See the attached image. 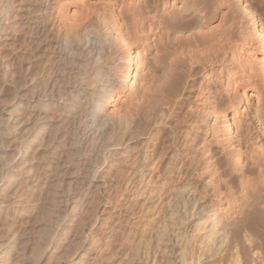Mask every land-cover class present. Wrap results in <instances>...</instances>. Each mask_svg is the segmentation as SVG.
<instances>
[{
    "label": "bare ground",
    "instance_id": "1",
    "mask_svg": "<svg viewBox=\"0 0 264 264\" xmlns=\"http://www.w3.org/2000/svg\"><path fill=\"white\" fill-rule=\"evenodd\" d=\"M207 1L0 0V264H264V142L243 150L230 132L233 168L219 173L200 124L225 97L196 84L235 53V28L264 77L251 54L264 57V0H250L256 16L219 0L214 20L199 16ZM148 50L166 51L162 97L141 108ZM252 69L226 88L260 96ZM227 193L244 198L230 231Z\"/></svg>",
    "mask_w": 264,
    "mask_h": 264
},
{
    "label": "rangeland",
    "instance_id": "2",
    "mask_svg": "<svg viewBox=\"0 0 264 264\" xmlns=\"http://www.w3.org/2000/svg\"><path fill=\"white\" fill-rule=\"evenodd\" d=\"M236 1H238V0H232L231 1L232 6L236 5V7H235L236 12H239V11L241 12L242 6H244L245 8H247L249 6V8H247V10L250 13L252 12V14H255V16L257 15L256 12H254L255 10L252 8L253 5H252L250 0H247L248 2H244V0H241V1L239 0L238 1L239 3ZM141 4L144 8H151L154 4V0H141ZM219 6H220L219 0H208L206 5L202 9V13H200L199 16H201L203 13L206 12L208 19L211 18V20H214V18L219 17V14H220L219 13L220 8L218 9ZM257 8H258L259 13L261 12L264 14V3L259 4L257 6ZM233 9H234V7H233ZM235 9H234V11H235ZM240 12L236 13V14L241 16L242 13H240ZM99 14H100V10L98 7L95 9V11L93 9L88 14L89 16L85 20V21H87L86 25H88V24L89 25L90 24L95 25L96 24L99 26L98 21L96 19V15H99ZM263 14H261V15H263ZM256 18H258V16ZM258 19L260 20V16ZM259 22H261V23H259ZM259 22H258V25L262 24L261 20ZM217 23H218V20L214 21L213 25L218 26ZM219 26H220V24H219ZM244 28H245V26H244ZM239 29L235 28V31H234V32H237V33H235V35H237V36L240 35L241 29L240 30ZM192 30L190 32H194ZM161 36H164L163 31H161ZM194 36H196V34H194ZM237 36H236V39L233 37V39L235 41L238 39ZM197 37H198V35H197ZM233 39H232V43H231V48L232 47H235L234 49H236L237 47L239 48V46H237V45H241L240 39L237 40V41H240L239 43H237V41L235 42ZM180 40L178 39V41H180ZM182 40H184V39H182ZM232 44H235V46ZM245 46L246 45L243 44V47L240 49L237 48L236 51H234V49L232 48L233 52H235V53L231 52L233 55L231 53H228L226 55L224 66L221 68V71L219 68L217 71H214L213 74L209 73L205 77H201V76H199V74H197L198 79H197L196 84L198 85V83H199V85H201L203 83L201 85L203 88V90H202L203 95H211V92H212L213 95H215L217 93L216 94L217 96L222 95L225 97V100L223 101L224 103L220 107L221 110H219L222 115L218 113V116L215 115V116H217V118H213V117H210V115H208V116H206L207 117L206 118L207 123L206 124L205 123L200 124L203 126L204 130L207 129V134L203 135L204 137L202 138V140H203L202 144H204V148L206 149V153L208 150L211 152L214 151L216 153L215 154L216 156L214 155L215 158L213 157V159L216 162V164H215L216 166L215 165L214 166L218 168L217 170H219L218 171L219 173H221V172L222 173H225V172L228 173L233 168L231 160H232L234 155H232L233 154L232 152L230 153L229 147L226 146L227 145L226 142H227V139L229 138L230 132L232 133V137L236 138L238 140L239 145H240L239 147L242 149L243 148L245 149V147L249 143H251L252 141L256 142V143H259V141H260V143H261V141L264 142V139H263L264 138V128L262 126V123L259 122L260 113L262 114L264 112V82L262 81V79H264V77H263V75H261L263 72H262V70H260L261 67L260 66L258 67L257 62L255 63L254 60L251 61V58L248 56L246 59L245 50L247 49V47H245ZM244 47H245V49H244ZM241 49H243V51ZM252 50H253V53H255V55L257 56V61L263 62L264 57L261 56L262 52H260L261 50H259L255 44L251 49V54H252ZM147 52L148 53L145 55V59H146V61H145L146 65L145 66L147 67V71H151L152 76H153L151 80H153V81L150 84L151 85L150 86L151 91L149 90L151 92V93L149 92L151 95L148 92L146 94L148 96L150 95V97L144 95V97L141 98L142 100L140 99L141 103L143 102L141 108L143 106H144L143 108H146V106L148 104L149 105L152 104V102L154 100H157V98L161 99L158 97V96L162 97L159 93V91H160L159 87L161 85L160 86L158 85L157 80L161 77L162 65H164V63L166 61V59H165L166 51L165 50H160L158 53H154L153 51L149 52V50ZM198 54L199 53H197V55ZM249 54H250V52H249ZM249 54H247V55H249ZM160 57L162 58V60L160 62L156 61V59L160 58ZM240 58H242V59L244 58L245 62ZM184 60H185V58H183V61ZM185 61L183 62V64L185 63ZM187 62H189V61H186V64H185L186 66H187ZM250 66H251V68H250ZM247 67H249L248 70H246ZM243 69H245V70L243 71ZM249 69H252L253 71H251V70L250 71L253 72V74H255L257 76L256 79L261 80V82H262L261 85L263 86V90H261L260 96L258 95L257 92L255 93L253 90H250V87H248V89H246L245 95H243L244 90H239L237 92H234V91L228 90L226 88V83H225L226 78H229V77L232 78L234 76H240L242 74L245 75L246 73H244V72H248ZM132 92H134V91H132L128 85V87H126L123 90V94H121V96H120L119 103H121V106H122L121 108H123L124 111H125V109H124L125 105H129V103L131 104L135 100V96H134L135 92L134 93H132ZM158 93H159V95H158ZM257 95H258V97H257ZM121 97L123 100H121ZM133 98H134V100H133ZM191 98H193V99L198 98L196 95V92L191 94ZM199 98H200V96H199ZM126 99L128 100V102ZM179 108H180V110H179ZM179 108H178L176 114L178 113L179 115L181 114V116L182 115L184 116V112L187 110L185 108V105L184 106L181 105ZM258 110H259V113H258ZM224 114L226 115L225 118H223ZM231 114H232V116H231ZM230 117H231V119H230ZM234 134H235V136H234ZM223 144H224V146H223ZM225 146H226V148H225ZM230 149H231V147H230ZM209 151H208V153H209ZM214 152H212V153H214ZM217 152H218V154H217ZM224 155H225L226 159H225ZM218 158H220V159H218ZM222 159H223V161H222ZM243 199H244L243 193H236L233 196V199H232V197H230V195L228 193L225 194V196L222 200V204L219 205V207H220L219 208V219H220L222 228H227L228 231H230V230L234 229L236 226H241L243 219H241V217H240L241 212H242L240 210L244 209L243 208ZM233 221H234V223H233ZM230 239H231V237H230ZM239 241H242V237L239 239Z\"/></svg>",
    "mask_w": 264,
    "mask_h": 264
}]
</instances>
